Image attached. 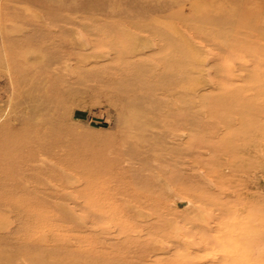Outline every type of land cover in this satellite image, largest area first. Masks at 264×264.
<instances>
[{
    "label": "rangeland",
    "instance_id": "374dc122",
    "mask_svg": "<svg viewBox=\"0 0 264 264\" xmlns=\"http://www.w3.org/2000/svg\"><path fill=\"white\" fill-rule=\"evenodd\" d=\"M0 171V264H264V0H0Z\"/></svg>",
    "mask_w": 264,
    "mask_h": 264
},
{
    "label": "bare ground",
    "instance_id": "6f19581e",
    "mask_svg": "<svg viewBox=\"0 0 264 264\" xmlns=\"http://www.w3.org/2000/svg\"><path fill=\"white\" fill-rule=\"evenodd\" d=\"M40 152L39 153H43V154H45V153H47V152H49V149H47L46 147H44V146H42V147H40ZM51 152V151H50ZM58 160H59V158H58ZM1 172V171H0ZM2 173V172H1ZM2 175H3V173H2ZM0 178H2V176H1V174H0ZM205 247V246H204Z\"/></svg>",
    "mask_w": 264,
    "mask_h": 264
}]
</instances>
